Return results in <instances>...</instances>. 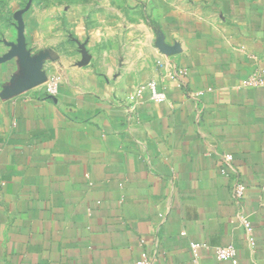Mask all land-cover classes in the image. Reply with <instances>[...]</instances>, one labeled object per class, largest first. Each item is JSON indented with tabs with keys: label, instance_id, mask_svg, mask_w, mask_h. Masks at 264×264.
<instances>
[{
	"label": "crops",
	"instance_id": "1",
	"mask_svg": "<svg viewBox=\"0 0 264 264\" xmlns=\"http://www.w3.org/2000/svg\"><path fill=\"white\" fill-rule=\"evenodd\" d=\"M131 6L76 27L71 58L44 51L55 97L17 57L2 64L0 264H264V85L242 84L264 75V0ZM149 80L166 99L128 109Z\"/></svg>",
	"mask_w": 264,
	"mask_h": 264
},
{
	"label": "rangeland",
	"instance_id": "2",
	"mask_svg": "<svg viewBox=\"0 0 264 264\" xmlns=\"http://www.w3.org/2000/svg\"><path fill=\"white\" fill-rule=\"evenodd\" d=\"M131 4L132 0H0V99L8 77L2 64L18 58L7 56L20 34L33 58L44 56L53 46L71 58L76 27L110 28L122 22L114 12H129Z\"/></svg>",
	"mask_w": 264,
	"mask_h": 264
},
{
	"label": "built area",
	"instance_id": "3",
	"mask_svg": "<svg viewBox=\"0 0 264 264\" xmlns=\"http://www.w3.org/2000/svg\"><path fill=\"white\" fill-rule=\"evenodd\" d=\"M184 74L183 69H178L174 74L173 78L176 82L177 86L181 85L180 77ZM60 76L56 74H47L45 79L43 80V86L45 93L49 97H55L58 93L59 83H60ZM242 84L244 86H263L264 85V75L259 72L258 74L251 75L247 77ZM145 91L149 92V99L153 102H162L166 99V95L163 91H160L156 87V83L154 80L146 81L145 83H141L135 87H133L126 95H125V102L128 105V109L133 110L137 103L142 99ZM201 91L195 92L194 94H200ZM233 157L230 153H224L222 155V163L220 166V172L223 175H228V168L231 165ZM246 186L243 182L236 180L233 186V195L236 199L242 198L245 194ZM244 227L248 234V241L250 244H253L254 237L252 234V226L247 221L243 220ZM193 248L195 245H192ZM215 256L219 260H230L233 261L235 257V248L233 245L229 244L226 246H218L215 248ZM148 263V259L143 257L135 261L134 264H146Z\"/></svg>",
	"mask_w": 264,
	"mask_h": 264
},
{
	"label": "water",
	"instance_id": "4",
	"mask_svg": "<svg viewBox=\"0 0 264 264\" xmlns=\"http://www.w3.org/2000/svg\"><path fill=\"white\" fill-rule=\"evenodd\" d=\"M82 53L83 59H85L84 51H82ZM12 56H18L22 67L29 74L32 84L40 83L45 79V73L41 70V57L38 56L33 58L31 56L30 52L25 47L24 38L21 34L19 36L17 45L12 46L7 58Z\"/></svg>",
	"mask_w": 264,
	"mask_h": 264
}]
</instances>
